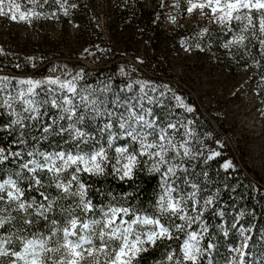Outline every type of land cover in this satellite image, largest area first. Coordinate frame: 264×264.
<instances>
[{
  "label": "trees",
  "instance_id": "1",
  "mask_svg": "<svg viewBox=\"0 0 264 264\" xmlns=\"http://www.w3.org/2000/svg\"><path fill=\"white\" fill-rule=\"evenodd\" d=\"M12 2L19 5V9L12 10L16 14V20L21 12L24 13V23L39 32L42 31V35L39 41L29 42L30 45H27V42H19L17 38H13V42L7 47L0 44V104L5 98H12L11 108L0 106V148L5 149V154L16 151L24 153L23 159L9 156L8 160L0 163V182L9 178L17 180L19 186L25 189V198L29 201L35 200L36 204L28 213L18 211L15 203L0 205L8 209L3 213L5 217L9 215L16 217L10 224L0 228V235L7 238L14 234L22 236H30L33 233L47 234L53 229L54 220L59 226H64L68 211L75 208L78 197L62 198L61 191L54 186L52 174L46 170L37 172L42 186L34 185L28 179L31 173L27 170H23L22 177L17 175L21 172L19 166L31 159L26 155L29 151L46 154L71 151L75 154L80 149L90 152L100 144L107 148L109 133L102 129L110 123L114 143L107 151L108 159L102 165L103 174L86 172L80 174V179L88 190L87 198L92 204L97 208L107 205L123 206L130 208L137 215L144 214L156 218L160 216L157 202L164 193V182L167 181L176 188L177 191L173 193L175 197L185 198L187 201L184 205L185 213L193 218L189 223L169 213L168 220L161 219V223L170 228L172 238L165 236L158 239L155 246L145 245L148 250L141 252L134 264H175L176 260H181L183 264H227L230 259L228 251L237 247L242 232L245 235L244 250L254 246L262 250L258 256L253 255L250 263L264 264V189L255 184L253 176L256 174L248 165L246 157L248 143L241 142L236 149L237 154H234L224 140V134L228 132L230 126L218 122L216 128L205 116V111L210 112V108L202 107L192 91L174 80L170 62L163 57L161 49L163 40L168 42L171 40L174 46L178 36H186L190 43L217 65L226 77L236 79L242 73H246L247 84L234 87L224 97L219 98L217 107L223 108L230 102L242 103L246 94L250 93L253 99L252 110L262 114L264 129V50L261 49L259 40L253 36L252 30L241 32V24L234 20L230 27L217 21L202 32L194 29H166L163 25V16L168 0H103V8L110 14L105 28L110 39L124 50L127 49L129 40L134 38L142 40L147 47V61L154 76L121 75L117 71L118 57L121 53L111 43L105 46L111 61L110 67L94 71L83 68L80 64L64 67V70L76 74L73 84L76 92L72 93L73 103L79 105L77 115L85 117L83 122L76 126L91 137L87 145L81 143L76 147L78 141L74 139V133L61 130V125L67 129L74 121L61 120L59 117L67 114L52 108L50 103L41 106L42 115L39 121L25 119L23 128L12 124V121L18 118L15 113H19L20 117L29 115L24 112L25 105L19 97L18 76L31 69L30 62L34 68L42 65L32 74L33 81L60 79L58 73L49 74L44 68L50 59L64 54V45L59 46L53 41L47 42V45L43 43L45 38L52 37L51 33L55 27H58V33L63 37L68 35L71 27L76 26L78 37L84 40L83 43L88 45V49L97 50L98 45L94 40L100 39L103 30L96 25V16L92 9L87 7L92 0H12ZM174 2L177 8L185 9L183 0ZM253 16L255 19V12ZM15 21L8 16L0 15V27L10 28ZM45 23L51 25L48 31L42 28ZM175 31L178 33L174 37L172 32ZM240 35L246 37L243 43L236 39ZM255 36L264 39V35L258 31V24ZM26 50L32 52L31 61L25 57ZM48 51L50 53H47ZM130 81L135 83L128 85ZM57 87L58 85L42 83L36 87L38 95L32 99L50 101L55 96L59 100L61 91ZM50 88L56 91L49 92ZM62 93L70 94L66 89ZM81 97L87 99L82 100ZM88 101H95V104H89ZM184 106L191 109L186 110ZM143 114L145 120L154 122L158 127L167 128L169 124L175 125V129H168V133L176 148L169 151L168 164L159 166V171L153 167V159L138 156V163L130 178L121 179L123 171L117 169H122L126 160L115 152V148L127 146L129 152H132L133 149L138 150L139 145L133 143L130 137L122 135L120 124L140 128L137 117ZM190 115L194 116L196 123L190 121ZM53 120L55 124L48 133H45L43 127L52 124ZM204 134H212L215 141L212 143L205 140ZM21 139L26 143H19ZM184 148L188 149V155H184ZM176 152H179V155H176ZM35 158L43 162L42 157ZM117 160L120 162L117 163ZM226 164L231 166L226 168ZM170 165L176 166L175 176L170 173L165 175ZM73 170L69 169V172ZM75 189L76 185L73 184L72 190ZM41 192L49 197L48 201L43 200ZM192 193L196 194L195 201L188 200ZM209 200L211 203H206ZM52 201L55 202L52 210L46 212L44 216L38 215V205L40 203L47 205ZM75 214L81 220L99 218L98 211L95 217L91 213L84 215L79 209H76ZM25 219L31 220L32 223L24 224ZM177 224L183 225L182 230L175 229ZM191 232L197 233L199 238V250L194 262L183 261L181 251L183 242ZM8 247H17L15 239ZM169 254L173 255L172 261L167 259ZM0 259L3 260V264H9L12 258ZM239 264H246L243 257Z\"/></svg>",
  "mask_w": 264,
  "mask_h": 264
},
{
  "label": "snow or ice",
  "instance_id": "2",
  "mask_svg": "<svg viewBox=\"0 0 264 264\" xmlns=\"http://www.w3.org/2000/svg\"><path fill=\"white\" fill-rule=\"evenodd\" d=\"M197 7L200 9L208 7L218 22L228 24L229 27L233 20L239 22L242 26L241 32H248L251 29L253 36L259 40L261 49L264 50V39L255 36L257 24L259 33L264 35V0H208L207 5L192 4L188 11L191 12ZM13 9H19V5L13 3L12 0H7V3L6 0H0V15L8 16L15 21L17 17L15 12L12 11ZM253 12L256 13L255 19ZM20 19H25V14L22 12L20 13ZM236 39L238 42L243 43L246 37L240 35ZM227 46L225 45V47ZM21 83L29 85L26 92L21 91L19 93L20 100L25 105L24 112L29 113V115L20 117L19 113H15L18 118L13 120L12 124L20 125L23 128L25 119L39 121L42 115L41 106L50 103L52 108L59 109L62 113L67 114V116L61 115L59 117L61 120L74 121L68 125L67 129L61 125V130L74 133V139L78 141L75 146L79 147L81 143L88 144L91 137L76 126L78 123L83 122L85 117L77 115L79 105L74 104L72 98L64 96L58 100L53 96L50 101L28 98L38 95L35 89L42 83L59 85L60 91L67 89L68 93L75 94L76 88L70 81L67 84L61 83L57 79H49L46 82L27 80L21 81ZM55 91L49 89V92ZM81 99L86 100L87 98L81 97ZM88 103L95 104V101H88ZM0 106L11 108L12 98H5ZM137 123L140 128L125 123L120 124L122 135L130 137L133 143L139 145V149H133L132 152H129L127 146L115 148V152L127 161L123 164L122 169H117V171H123L121 179L124 177L130 178L134 167L138 163V156H147L149 159H153V167L156 171H159V166L168 164L169 151L176 148V144L173 143L172 137L168 133V129H175V125L169 124L167 128H161L154 122L145 120L143 116L137 117ZM53 124H55V120L52 121V124L43 127V131L48 133ZM111 128L112 124L109 123L102 129V131L109 133L107 148L100 144L99 147H94L90 152H84L83 149H80L75 154L71 151L47 154L38 151L26 153L31 159L20 164L21 172L17 173L18 176L22 177L23 170H27L28 173H31L28 177L30 182L42 186L37 172L46 170L52 174L54 186L61 191L62 198L78 197V202L71 211L66 209L68 218L63 222L64 226H59L58 222L54 220V227L47 234L33 233L30 236L14 234V236L7 238L0 235V258H12L9 260V264H134L139 254L148 250L145 245L155 246L157 240L165 236L169 239L172 238L170 228L161 223V219L168 220L169 213L180 220L189 223L192 221L193 218L188 217L185 213L184 205L187 201L183 196L175 197L173 193L177 190L169 185L167 181H165L164 193L157 202L160 216L156 218L137 215L130 208L123 206L107 205L97 208L92 204L91 200L87 198L88 190L85 183L81 181L80 174L82 172L103 174L104 168L102 165L108 159V149H111L114 143ZM21 136H23V133H21ZM19 143L23 144L26 141L21 139ZM176 155H179V152H176ZM184 155H188L187 148H184ZM216 155H219V153H216ZM9 156L23 159L24 153L16 151L5 154V149L0 148V163L8 160ZM36 156L42 157L43 162L36 159ZM119 162L120 160H117V163ZM230 166V164L225 165L226 168ZM69 169L74 170L69 172ZM175 169V165L168 166L165 175L170 173L175 176ZM65 173H67L66 176ZM73 184L76 185L74 191L72 190ZM40 195L44 201L49 200V197L43 192ZM195 199V193L188 197V200L195 201ZM5 203L8 205L15 203L16 209L25 213H28V210L36 204L35 200L29 201L25 198V189L20 187L18 181L12 178L0 182V205ZM54 203V201L49 202L47 205L40 203L38 205V215L44 216L46 212L51 211ZM206 203H211V200L206 201ZM76 209H79L84 215L91 213L93 217L96 216L98 211L99 218L81 220L75 214ZM6 211L8 209L0 207V228H4L6 224H10L12 220L16 219V217L10 215L5 217L3 213ZM23 223L31 224L32 221L25 219ZM182 228L183 225H175L177 231L182 230ZM14 239L17 247H8V245L14 243ZM198 243L197 233H189L188 239L184 241L181 249L183 261H195ZM167 259L172 261L173 255L169 254ZM0 264H3L2 259H0ZM175 264H183V262L176 260Z\"/></svg>",
  "mask_w": 264,
  "mask_h": 264
},
{
  "label": "rangeland",
  "instance_id": "3",
  "mask_svg": "<svg viewBox=\"0 0 264 264\" xmlns=\"http://www.w3.org/2000/svg\"><path fill=\"white\" fill-rule=\"evenodd\" d=\"M183 2L186 5L184 10L177 8L174 0H168L166 11L163 16V25L166 29H194L202 32L218 21L211 14L208 7L203 9L197 7L191 12L188 11L192 4L207 5L208 0H183ZM103 6V0H92L87 6L92 9L96 16V25L103 30L100 39L94 40L98 45L97 50L88 49V45L83 43L84 40L78 37V29L76 26L71 27L68 35L63 37L58 33V27H55L51 33L52 37L44 39L43 43L45 45H47V42L52 41L57 42L59 46L64 45V54L50 59L44 67L49 74L54 75L58 73L61 83L67 84V82L70 81L74 84L76 74L73 75L70 71L64 70V67L71 64H80L83 68L90 71L110 67L111 61L105 49L107 43H111V45L117 47V50L121 53L118 57L117 67V71L121 75L129 76L133 74L135 76H154V72L147 61L148 50L142 40L139 38L129 40L127 42V49L124 50L116 46V43L110 39L105 30L110 19V14L104 10ZM50 27L51 25L49 23H45L42 28L48 31ZM177 33L178 31L172 32V36L175 37ZM41 35L42 31L39 32L33 27L25 24L24 19L21 20L20 17H18L10 28L0 27V44L1 46L7 47L13 42V38H17L19 42H27V45H30L29 42L33 43L39 41ZM175 42L176 45L172 46L171 40H169V42L168 40H163V46L161 48L163 57H166L170 62L174 80L185 89L192 91L202 107L208 106L210 108L211 111H205L204 114L216 128L218 122H224L230 126L228 132L224 134V140L235 155L237 154L236 149L238 145L243 141H247L248 148L246 150V157L248 165L256 174V176H253L254 182L258 187L264 189V129L262 114L256 110H252V96L250 93H247L242 103L233 104L230 102L223 108L217 107V100L219 98L224 97V95L233 90L234 87L247 84L248 75L242 73L236 79L226 77L217 65L208 60L200 49L190 43L188 37L178 36ZM166 44H168V46H165ZM47 53H50V51ZM25 57L29 61L32 60L31 50H26ZM29 65L31 69L18 76L20 92H26L29 87L28 84L21 83V81L32 80V74L38 68L42 67L41 65L38 68H34L31 62ZM133 83L135 82L130 81L128 85H132ZM57 88L59 89V85ZM59 96H67L73 99L72 93L67 95L61 91ZM28 98L32 99V97ZM184 108L186 110L191 109V107L188 106H184ZM190 117V121L196 123L194 116L190 115ZM204 138L207 141H212V143L215 141L212 134H204ZM140 216L146 215L141 214ZM240 236L241 239L237 247L229 249L228 251L230 259L227 264H239L242 257L246 264H251L250 261L253 255L256 254L255 256H258V254L262 252V250L256 246L244 250L245 235L242 232ZM187 239L188 237L185 240ZM197 240L199 241L198 237ZM197 253L198 251L196 254Z\"/></svg>",
  "mask_w": 264,
  "mask_h": 264
}]
</instances>
